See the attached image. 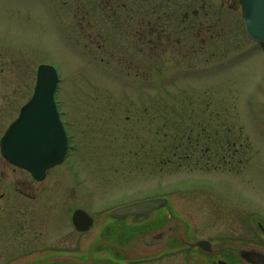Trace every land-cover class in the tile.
Masks as SVG:
<instances>
[{
    "label": "rangeland",
    "instance_id": "obj_1",
    "mask_svg": "<svg viewBox=\"0 0 264 264\" xmlns=\"http://www.w3.org/2000/svg\"><path fill=\"white\" fill-rule=\"evenodd\" d=\"M101 1L0 0V137L29 99L36 67L49 64L59 77L55 99L77 145L68 157L77 166L56 167L38 185L0 157V264H33L38 257L23 254L36 245V253L55 246L49 254L58 259L84 249L80 256L93 264L100 262L96 253L116 256L123 246L126 257L133 249L142 264H178L177 257H156L165 249L144 250L136 239L124 243L103 232L100 244L103 238L96 237L109 222L99 216L106 209L159 194L171 209L161 208L154 217L169 218V211L175 217L162 225L157 219L138 239L182 222L188 239L264 246L258 227V221L264 227V47L245 35L238 1L224 0L220 10L221 0H207L210 13L225 20L224 34L219 30L199 46L186 40L177 52L172 44L149 53L143 44L126 41V27L118 31L104 21ZM198 5L180 0L176 16L187 12L190 18ZM163 7L165 17L172 14V7ZM110 14L116 23L122 12ZM97 30L102 49L91 42ZM144 74L150 76L147 84L139 77ZM79 207L95 227L66 239L72 235L70 213ZM27 213L30 230L20 232L18 220ZM126 222L139 226L142 220L118 221ZM106 245L111 251L102 247L94 254L93 248Z\"/></svg>",
    "mask_w": 264,
    "mask_h": 264
},
{
    "label": "flooded vegetation",
    "instance_id": "obj_2",
    "mask_svg": "<svg viewBox=\"0 0 264 264\" xmlns=\"http://www.w3.org/2000/svg\"><path fill=\"white\" fill-rule=\"evenodd\" d=\"M142 3H145L143 7L140 5H133L128 6L125 4H118V0H103L104 2V8H107L108 10L115 11L117 9H120L122 11H125V15L123 16V19H127L130 17L131 22L127 21H120L115 26L113 25L112 28H115L119 31L121 28L126 27V30L123 32L126 34L124 38H126L128 42H131L132 40L136 43H141L145 46L146 53L150 50H158V51H164V48H168V45H174V48L176 52L180 49V47L186 42L192 43L194 45H203L207 42L211 41L213 39L215 34H219V30L221 31V34H224L225 30V20L222 19L220 16L215 17L213 13H210L207 8H210L206 6L207 0H199V8H195L191 10L190 18L187 15V12L184 13V16L181 18L176 16V12L179 10V7L175 6L176 3H178L180 0H141ZM155 1H158V3H155ZM209 2L212 0H208ZM152 2V3H151ZM148 3V4H147ZM155 3V4H154ZM167 5L169 7H172L173 11H170V15L168 17H165L166 10H162L163 5ZM218 9L223 10L225 9V1L221 0L220 3H217ZM211 5L215 6L213 2H211ZM160 6L162 8H160ZM175 6V7H174ZM205 9V10H204ZM128 10H130V13H128ZM136 10V11H133ZM139 10L141 12L139 13ZM210 14V19H207ZM169 18V19H168ZM168 19V20H167ZM206 19V20H205ZM135 20V21H134ZM210 20V21H209ZM209 21V23H208ZM222 23L220 25L218 22ZM134 25H132V24ZM102 34L97 30L94 33V36L92 37L93 42L97 45L98 49H102L104 43H100V38ZM218 36V35H217ZM118 39V38H116ZM118 42V40H116ZM194 43H193V42ZM125 42V41H121ZM149 53V52H148ZM23 184V183H22ZM31 185L23 184V188H34L33 191L40 192L41 187L35 186L33 183H30ZM2 188H5L3 186ZM14 191H17V188L13 186ZM22 195H25L24 192L18 191ZM4 195V194H3ZM0 194V199L3 196ZM29 198H33V196H30ZM35 198V197H34ZM165 209H171L169 203L167 202V205L164 207ZM162 210V209H160ZM157 210V211H160ZM147 213L145 215H138L130 218H137L138 220H142L141 224L139 226H135L133 223H118V221H123L125 218L112 220L105 224L103 226V230H100V232L97 234V237H102L103 234L102 231H108L111 233L114 232V234L110 235L109 239H117L116 236L118 235V238H120L121 242H130V240L138 241V237L140 233L143 231H148V227L155 225L156 221H160L159 223L164 224L167 219L175 216H171V211H169L170 217L166 218V216L161 217L159 214L158 217H154V213ZM27 214H24L26 217L25 219H19L18 220V229L20 232H27L30 230L28 228L29 222H31L30 219H28ZM22 216V215H21ZM143 218V219H142ZM158 219V220H157ZM34 225V223H33ZM119 225L126 226L131 225V228H123ZM116 232V233H115ZM24 234V233H21ZM185 236V238H184ZM181 234V229H174V231H171L169 235H166L164 238V242H161L160 244L152 241L150 244H146L145 248L151 247L153 248H161V250L165 249V251L156 257H177V263L178 264H197L198 260L200 261H206L209 262V264H229L228 261L236 262V264H243L236 260L233 257L225 256V245L215 246L213 241L209 240L215 247L217 248H211L210 250H205L202 248H199L197 246L192 245V242L196 241V239H188L185 235ZM122 237V239H121ZM199 239V238H197ZM202 239V238H201ZM205 239V238H203ZM28 241V244L31 243L32 240H26ZM160 241V240H159ZM158 241V242H159ZM183 242V243H182ZM225 242V241H224ZM33 244V243H32ZM184 244V245H183ZM125 245V244H124ZM148 245V247H147ZM257 249L264 250V246H256ZM106 248V247H104ZM125 248L127 246H123L120 251H116V256L119 257V259L116 258V256H113V254H109V256L98 259V264H142L143 259H136L140 258L139 255H133L135 250L129 251L128 256L127 252L125 251ZM144 247L142 249L145 250ZM34 249V248H33ZM106 250H110L109 248H106ZM111 251V250H110ZM119 253V254H118ZM48 256V255H45ZM43 256V257H45ZM43 257H40L41 259ZM129 258V259H126ZM40 258H38L36 261H33V264H38ZM136 259V260H135ZM140 262V263H139ZM145 262V260H144Z\"/></svg>",
    "mask_w": 264,
    "mask_h": 264
},
{
    "label": "water",
    "instance_id": "obj_3",
    "mask_svg": "<svg viewBox=\"0 0 264 264\" xmlns=\"http://www.w3.org/2000/svg\"><path fill=\"white\" fill-rule=\"evenodd\" d=\"M243 27L253 41L264 44V0H239ZM57 76L53 68H37L36 82L29 101L20 109L18 118L7 128L0 140V154L10 164L27 170L36 180L59 163L66 149V138L53 100ZM165 204L162 199L146 200L116 208L111 217L150 212ZM78 229L86 230L91 220L81 211L75 212ZM196 245L206 249L207 242ZM247 264H264V252L253 249L239 251Z\"/></svg>",
    "mask_w": 264,
    "mask_h": 264
}]
</instances>
